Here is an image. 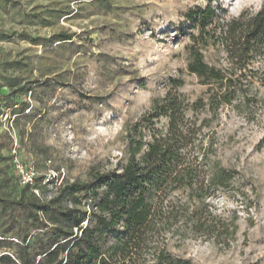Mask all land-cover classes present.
<instances>
[{
    "label": "rangeland",
    "instance_id": "obj_1",
    "mask_svg": "<svg viewBox=\"0 0 264 264\" xmlns=\"http://www.w3.org/2000/svg\"><path fill=\"white\" fill-rule=\"evenodd\" d=\"M208 4L233 18L258 11L261 0H0V136L12 137L14 156L3 162L9 152L0 149V167L11 164L19 186L21 172L33 174L32 184L42 179L46 199L59 185L122 168L126 130L165 96L170 79L184 82L179 91L189 102L204 93L185 71L189 39L180 29L188 34L185 13ZM61 35L70 40L58 41ZM222 57L204 52L216 67ZM256 77V100L239 110L222 107L203 130L212 159L237 173L207 202L216 215L235 218L237 232L217 243L171 228L157 245L174 258L264 264V70ZM12 90L22 93L18 106L28 104L23 114L7 108ZM196 117L199 124L205 115ZM155 128L165 132L166 121ZM113 241L106 237L105 247ZM0 252L12 261L0 264H13L12 252Z\"/></svg>",
    "mask_w": 264,
    "mask_h": 264
},
{
    "label": "trees",
    "instance_id": "obj_2",
    "mask_svg": "<svg viewBox=\"0 0 264 264\" xmlns=\"http://www.w3.org/2000/svg\"><path fill=\"white\" fill-rule=\"evenodd\" d=\"M184 20L190 30L180 29L189 39L185 71L205 91L189 102L179 91L184 82L170 79L165 96L126 130L122 168L59 185L46 199L40 196L46 187L42 179L19 186L12 165L0 167V251L12 252L13 264H192L158 247V237L174 228L217 243L234 238L235 218L216 215L207 200L227 189L237 173L212 159L215 152L212 143L204 145L203 130L222 107L239 110L257 98L255 78L264 70V0L254 13L232 18L208 4L189 9ZM66 40L61 35L58 41ZM208 50L222 54L219 67L205 61ZM259 82L263 86L264 80ZM10 94L7 108L23 114L28 104L16 102L22 93ZM199 113L205 117L198 124ZM161 119L163 133L155 128ZM12 144L8 133L0 136V149L9 152L3 162L13 161ZM106 237L114 239L107 247ZM1 254L0 262L11 261Z\"/></svg>",
    "mask_w": 264,
    "mask_h": 264
},
{
    "label": "built area",
    "instance_id": "obj_3",
    "mask_svg": "<svg viewBox=\"0 0 264 264\" xmlns=\"http://www.w3.org/2000/svg\"><path fill=\"white\" fill-rule=\"evenodd\" d=\"M33 174L30 172H21L20 182L22 185H32Z\"/></svg>",
    "mask_w": 264,
    "mask_h": 264
}]
</instances>
